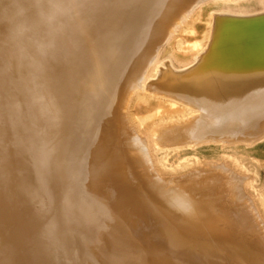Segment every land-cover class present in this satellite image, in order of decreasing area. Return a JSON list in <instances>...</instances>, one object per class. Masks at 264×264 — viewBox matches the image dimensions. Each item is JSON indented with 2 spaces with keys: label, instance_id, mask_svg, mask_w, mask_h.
I'll list each match as a JSON object with an SVG mask.
<instances>
[{
  "label": "bare ground",
  "instance_id": "1",
  "mask_svg": "<svg viewBox=\"0 0 264 264\" xmlns=\"http://www.w3.org/2000/svg\"><path fill=\"white\" fill-rule=\"evenodd\" d=\"M81 1L87 13L79 22L86 33L80 27L73 34L79 50L60 46L57 67L41 69L44 84L55 83L59 121L88 127L91 145L82 151L89 163L77 175L87 178L88 193L99 194L87 204L99 215L88 216L83 202L74 200V207L81 205L82 210L75 221L83 218L88 225L84 236L71 235L74 244L70 236L61 239L70 249V264H169L175 253L189 255L197 264H264L260 209L264 199L259 205L244 193L245 178L215 158L203 160L184 175L165 178L154 159L156 150L213 153L251 147L264 139V12L214 16L205 47L191 65L177 69L169 62L158 64L159 53L178 26L207 0H197L179 17L173 10L186 0H169L168 8L147 19L120 14L95 41L85 37L91 32L88 23L96 12L95 23L101 21L116 1L100 0L101 6ZM19 4L23 14L16 9ZM36 9L32 0H0V54L7 52L13 68L9 75L0 68V88L7 85V78L21 87L16 69L23 60L20 49L32 41L29 33L20 35L16 25L23 21L32 29L41 27L44 22ZM142 91L187 113L153 126L145 136L132 126L128 113L131 99ZM81 92L85 100L76 99ZM61 130L62 138L65 130ZM59 145L60 140L58 145L49 143L50 154L43 158L45 181L57 204L61 201L53 192L49 172ZM39 147L44 152L41 142ZM71 186L83 190L77 183ZM59 222L62 235H67L65 223ZM143 229H149L152 244L146 245L156 247L153 254L140 244ZM105 244L113 247L110 253Z\"/></svg>",
  "mask_w": 264,
  "mask_h": 264
},
{
  "label": "rangeland",
  "instance_id": "2",
  "mask_svg": "<svg viewBox=\"0 0 264 264\" xmlns=\"http://www.w3.org/2000/svg\"><path fill=\"white\" fill-rule=\"evenodd\" d=\"M89 1L91 4L101 6L99 5L100 0ZM115 1L116 5L110 6L115 8L100 16L101 21L95 23L97 12L93 15V20L88 23L90 25L88 29L91 32L85 37L88 36L93 39L91 41H95L104 27L116 20L120 14L145 19L157 16L162 9L168 8L166 4L169 2V0ZM196 1L183 2L181 7L173 10L174 17H179ZM32 2L41 15V24H43L42 21L44 24L38 29H32L23 21L16 25L18 33L20 35L29 33L32 41L31 46H24L20 49L23 60H20L16 69L19 72L17 75L21 87L16 86L13 80L7 78L5 80L7 85L0 88V264H26V259L31 261V264H70L68 254L70 249L68 251L65 249L68 245H65L62 240L66 238L64 236L68 238L70 236V241L74 242L76 238L71 235L84 236L85 226L88 225L83 218V220L75 221L79 219L82 210L79 207L81 205L74 207V200L83 202L80 204H84L83 206L87 208L88 216L93 212L99 215L98 209L93 210L87 205L93 195L98 196L99 194L88 193V188L85 186L87 178L77 175L81 169L85 170L89 163L88 154L82 151V149L88 151L87 147L91 145L86 136L88 127L78 125L79 129H77L72 120L67 125L59 121L60 114L54 92L55 83L45 85L41 69L48 66L49 69L57 67L60 46L68 49L69 46H73L79 50L73 34L80 27L82 34L86 33L85 27L79 21L87 12L81 0H40V6L36 0ZM85 4L87 6L86 1ZM19 8L21 9L19 12L23 14L24 11L20 4L16 6L17 10ZM260 12H264V0L204 1L178 26L160 51L157 63L169 62L177 69L187 67L194 62L198 52L205 47L214 16L248 17ZM173 21L169 22L170 26ZM44 25H47L48 30L43 29ZM81 39L84 37L82 36ZM60 51L62 53L65 50ZM2 53L0 54V68L5 75L13 68L6 56L7 52ZM78 73L79 70L76 71V74ZM150 75L151 78H155L154 72ZM81 95L82 92L76 99L85 100ZM165 101L144 91L135 94L128 106L132 126L134 125L137 131L148 136L153 126L171 118L182 117L187 113L182 110V107L169 103L168 105ZM77 123L81 124L78 120ZM60 130L62 132L65 130L62 138L58 137ZM59 140L57 156L52 163V171L49 172L53 192L61 201L57 204L55 201L57 199L53 197L45 181L43 164L46 163H43V158L50 154L48 144L57 142L58 145ZM40 142L41 149L45 147L44 152L41 153ZM209 158L226 162L239 177L245 178L243 183L247 184L242 183L244 193L249 197L254 196L261 205V200L264 199V139L251 147L240 145L228 150H216L213 153L206 149L156 150L154 152L156 166L165 178L184 175L198 168L203 160ZM58 161L60 162L59 167L57 166ZM83 164H85L84 168H82ZM119 172L127 175L125 171ZM73 182L79 184L84 191L71 186ZM58 185L62 187V191L57 187ZM260 209L264 211V208L260 207ZM59 219L65 223L67 235H62ZM139 234V238L143 240L140 242L142 247H146V251L153 254L156 247L146 245L152 244L149 240V229H143ZM33 239L36 241L33 242ZM105 246H107L106 252L110 253L113 247L108 244ZM39 247L45 253H42ZM174 256L176 257L173 260H168L169 264H197L198 262L192 257L189 258V255L186 258L175 253Z\"/></svg>",
  "mask_w": 264,
  "mask_h": 264
}]
</instances>
